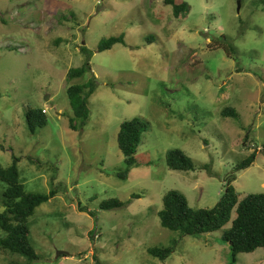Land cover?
Returning <instances> with one entry per match:
<instances>
[{"label":"rangeland","instance_id":"obj_1","mask_svg":"<svg viewBox=\"0 0 264 264\" xmlns=\"http://www.w3.org/2000/svg\"><path fill=\"white\" fill-rule=\"evenodd\" d=\"M185 1L190 11L176 17L164 0H0V163L16 156L28 191L57 192L30 217L32 264H163L148 251L155 246H173L165 264L232 261L222 239L231 223L183 235L158 213L170 190L195 209L213 207L235 175L240 199L264 193V0H241L240 11L238 0ZM121 34L125 44L97 50ZM81 47L93 53L98 87L86 127L74 130L67 88L91 76L68 78L86 59ZM230 107L239 116L224 117ZM33 108L47 112L36 133L25 116ZM135 117L148 126L138 165L122 179L118 133ZM175 148L195 170L168 166ZM256 149L253 165L236 170ZM111 198L131 202L101 209ZM26 262L0 251V264ZM236 264H264V250Z\"/></svg>","mask_w":264,"mask_h":264},{"label":"trees","instance_id":"obj_2","mask_svg":"<svg viewBox=\"0 0 264 264\" xmlns=\"http://www.w3.org/2000/svg\"><path fill=\"white\" fill-rule=\"evenodd\" d=\"M164 1L173 6L176 17L190 11V5L185 0ZM118 43H126L124 34L103 38L97 50L103 52ZM81 50L86 53V59L81 67L70 69L68 78H80L86 74H91V76L86 83L72 84L67 88L74 111V117L69 126L74 130H83L86 127L91 113L89 99L98 87L97 77L93 74L91 64L93 53L87 47H81ZM222 114L224 117L239 116L238 111L232 107L225 108ZM46 115L45 109L40 108L28 109L25 112L28 128L32 133H36L39 128L47 125ZM147 126L148 121L142 117L126 120L121 124L118 144L124 154L126 168L117 174L122 179H127L131 169L138 165L137 153L143 142ZM259 150L264 151V147ZM257 156L256 149L237 165L236 170L252 166ZM166 160L173 170L196 169L193 159L179 148L169 150ZM18 161L19 158L14 156L12 165L5 167L0 163V186L3 185L0 189V203L4 207V210L0 212V230L4 232V236L0 237V251L11 255H21L27 259L24 264H32L39 259V255L30 237V217L39 206L48 202L57 192L54 189L49 193L28 191L21 180ZM206 167L207 165L202 166V168ZM235 179L236 175L228 180V186L219 202L210 208L195 209L190 206L186 195L177 190H170L165 194L164 206L158 213L162 226L179 231L183 235H201L224 229L231 223L222 235V239L229 243L232 254V261L229 264H236L240 253L254 252L259 248L264 250V193H249L240 199L236 188L232 185ZM139 197L142 196L133 195V198ZM130 202V200L122 201L118 198H111L101 203V209L121 208ZM148 251L165 264L174 248L173 246H155Z\"/></svg>","mask_w":264,"mask_h":264},{"label":"water","instance_id":"obj_3","mask_svg":"<svg viewBox=\"0 0 264 264\" xmlns=\"http://www.w3.org/2000/svg\"><path fill=\"white\" fill-rule=\"evenodd\" d=\"M240 8H241V0H238V11H240ZM63 254H68V253L65 251H60L58 252L57 256L59 257L60 255H63Z\"/></svg>","mask_w":264,"mask_h":264}]
</instances>
